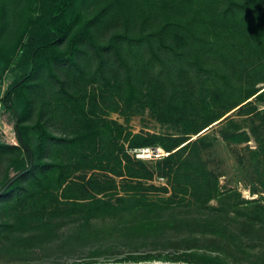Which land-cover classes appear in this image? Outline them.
I'll return each instance as SVG.
<instances>
[{
	"label": "trees",
	"instance_id": "16d2710c",
	"mask_svg": "<svg viewBox=\"0 0 264 264\" xmlns=\"http://www.w3.org/2000/svg\"><path fill=\"white\" fill-rule=\"evenodd\" d=\"M78 1L39 0L44 13L34 16L20 9L22 0H0V71L19 51L26 58L20 74L0 92V102L16 118L18 138V143L0 140V168L6 165L12 174L5 183L19 175L0 194V254L83 244L138 250L136 242L149 238L152 227H165L159 238L170 239L173 223L211 225L216 231L242 221L264 227V202L221 190L219 175L205 158L213 144L209 129L218 120L228 122L220 129L223 138L250 139L242 121L226 113L245 115L256 141L246 146L256 176L252 191L264 192V107L258 105L264 102L258 86L264 81V0H105L80 31L75 30ZM13 25L11 44L1 43ZM111 28L116 30L107 41L97 39ZM26 32L29 41L23 39ZM67 39L65 56L58 46ZM91 81L110 90L107 99L113 103L134 111L149 108L176 131L165 137L126 131L105 119L97 93L87 88ZM39 90L43 107L58 103L67 116L64 132L51 131L41 113L34 124H24L28 91L36 101ZM158 145L168 151L163 162L169 194L156 197L148 194L157 189L148 183L155 171L129 148ZM258 250L255 256L264 263V243ZM168 257L133 253L131 259Z\"/></svg>",
	"mask_w": 264,
	"mask_h": 264
},
{
	"label": "rangeland",
	"instance_id": "374dc122",
	"mask_svg": "<svg viewBox=\"0 0 264 264\" xmlns=\"http://www.w3.org/2000/svg\"><path fill=\"white\" fill-rule=\"evenodd\" d=\"M104 1L105 0H79L74 10V15L77 19L75 30L80 31L84 29L88 21L94 17L98 8L104 4ZM42 6L43 4H41L39 0H22L19 5L20 9L24 10L25 13H32L34 16H40L39 14L44 13ZM118 29V31L123 30L122 27ZM10 30L11 32L8 33L6 37H3L1 43L11 44L13 38L12 32L17 30L16 25H13ZM90 30L93 29L90 28ZM115 30V28L109 29L104 32L103 36H101L99 32V37H97V39L107 41ZM24 38L26 41L31 39L27 32L24 33L23 39ZM68 46L69 40L67 39L58 46V50L67 56L69 54L67 49ZM23 54L22 50L19 51L9 67L3 72L0 71L1 94L8 84L22 71L24 61H26L25 56H22ZM56 70L62 78H68L64 70ZM44 72L46 75H49V68L44 67ZM51 79L55 85H58V82L52 75ZM81 82L83 83V81ZM68 86L70 90H74V86L70 84ZM258 86L264 89V81L259 82ZM87 88L97 93V99L100 102L98 110L100 116L108 120L117 121L124 126L126 131H150L159 133L162 137L176 131V128L170 123L159 120L149 108L143 111H134L124 106L122 103H113L112 97L107 99V95H110L111 91L106 90L101 82H88ZM39 91V95L41 94V96L36 101H33L32 98L34 95L28 91L31 104L25 114L24 124H34L41 113L43 121L51 131L55 133L64 132L68 127L67 116L63 114L62 108L59 107L58 103L43 107L41 105L43 91ZM104 96H106L105 99ZM51 100L54 101L53 99ZM258 105L262 108L264 107V102H260ZM54 107L56 109H54ZM236 112V110H231L227 112L226 115H230L234 119L242 121V129L248 131L250 139L245 142L227 140L222 137L220 129L226 127L228 122L216 123L209 129L211 134L210 139L213 140V144L205 152V158L210 167L219 175L221 190L231 188L241 192L242 196L246 199L253 200L254 198L264 202V192L252 191L256 176L248 165L246 146H255L256 141L248 125L250 119L245 120L247 118L245 115H239L236 114ZM15 119V116L5 108L2 102H0V140L18 143L17 131L14 126ZM125 146L128 147L127 142ZM162 148L168 152L164 147ZM129 152L137 157L133 149L129 148ZM167 154L153 157H139L155 171L153 179L148 181V183H154L157 188L148 193L151 196L157 197L158 195L169 194V192L166 193L164 191V187L169 183V177L164 173L166 170L163 162V156ZM7 169L6 165L0 168V187L12 175H7ZM212 202L217 203V198L213 199ZM256 202L257 201H250L249 205H253ZM171 226L174 228L171 227L170 229L172 237L167 240L159 238V236L162 237L165 234L163 233L165 227L163 229L160 226L152 227L149 231V238L143 242H136L140 245L138 250L123 246L116 250H94L86 244L65 251L41 250L37 248L28 251L1 253L0 264H86L87 260L90 259L95 260V264H140L150 261L142 260L140 262H134L131 259L133 253L147 256L149 254L157 255L159 252L167 253L169 255L168 259H154L152 262L175 264H264L255 256V254H260L262 252V250L258 249L260 245L264 243V227L261 224L242 221L237 226H230L228 224L225 225V227H218L219 231H216L211 225H202L203 227L200 229V226L196 223L191 226L173 223ZM121 233L129 236L133 232L124 230ZM230 234L233 235L231 240L228 239ZM181 238L182 240H179ZM215 243L217 245H215Z\"/></svg>",
	"mask_w": 264,
	"mask_h": 264
},
{
	"label": "built area",
	"instance_id": "2783aa9c",
	"mask_svg": "<svg viewBox=\"0 0 264 264\" xmlns=\"http://www.w3.org/2000/svg\"><path fill=\"white\" fill-rule=\"evenodd\" d=\"M133 152L137 155V157H153V156H161L167 154L162 147L160 146H143L137 147L133 149Z\"/></svg>",
	"mask_w": 264,
	"mask_h": 264
},
{
	"label": "water",
	"instance_id": "95a60500",
	"mask_svg": "<svg viewBox=\"0 0 264 264\" xmlns=\"http://www.w3.org/2000/svg\"><path fill=\"white\" fill-rule=\"evenodd\" d=\"M219 120L217 122H215L214 124L218 123ZM213 125V124H212ZM209 128V127H208ZM205 131V130H204ZM32 161H33V157H32ZM18 174L13 176L12 178H10V180H8L5 185L0 189V194L3 193L17 178H18ZM140 264H175V263H165V262H146V263H140Z\"/></svg>",
	"mask_w": 264,
	"mask_h": 264
}]
</instances>
